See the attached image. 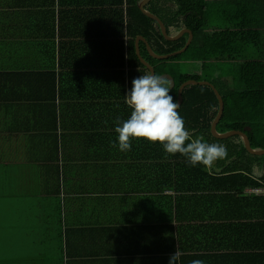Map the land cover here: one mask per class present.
<instances>
[{"label": "crops", "instance_id": "obj_1", "mask_svg": "<svg viewBox=\"0 0 264 264\" xmlns=\"http://www.w3.org/2000/svg\"><path fill=\"white\" fill-rule=\"evenodd\" d=\"M112 1L0 0L6 264H264V187L219 181L240 158L209 171L159 144L113 147L131 110Z\"/></svg>", "mask_w": 264, "mask_h": 264}, {"label": "trees", "instance_id": "obj_2", "mask_svg": "<svg viewBox=\"0 0 264 264\" xmlns=\"http://www.w3.org/2000/svg\"><path fill=\"white\" fill-rule=\"evenodd\" d=\"M141 1L114 0L110 4L117 17L115 27L120 26L125 39L124 68L128 71L121 73L123 93L130 90L134 78L150 73L136 55L137 37H143L160 56L180 51L188 40L187 34L176 41L165 40L158 24L140 12ZM145 10L163 22L168 36L174 37L183 29L193 34L183 53L165 60L152 58L145 44L139 43L140 55L154 69V75L173 78L172 89L164 80L175 102L183 83L209 82L224 104L217 133L243 132L253 150H264V0H151ZM215 64H232L233 68L215 77ZM218 109V100L209 86L192 85L184 88L177 111L193 136L202 135L208 143L222 144L227 148V157L240 158L223 164L219 179L223 190L241 192L264 187V155L249 154L239 136L217 139L212 135L211 125ZM253 199L264 205V197ZM258 248L264 252V244Z\"/></svg>", "mask_w": 264, "mask_h": 264}, {"label": "clouds", "instance_id": "obj_3", "mask_svg": "<svg viewBox=\"0 0 264 264\" xmlns=\"http://www.w3.org/2000/svg\"><path fill=\"white\" fill-rule=\"evenodd\" d=\"M124 97L131 113L114 128L117 140L113 147H118L120 152L131 151L133 141L159 144L168 155L179 154L190 166L209 171L218 161L227 158L226 146L208 143L202 135L193 136L185 127V121L177 111L178 104L170 95L168 82L161 76L139 75L132 80ZM178 259L179 253L175 252L169 258V264H177ZM191 264L205 262L197 259Z\"/></svg>", "mask_w": 264, "mask_h": 264}, {"label": "water", "instance_id": "obj_4", "mask_svg": "<svg viewBox=\"0 0 264 264\" xmlns=\"http://www.w3.org/2000/svg\"><path fill=\"white\" fill-rule=\"evenodd\" d=\"M151 0H142L139 4H138V8L140 10V12L145 15L146 17H148L149 19L155 21L160 29V32L162 34V36L164 37L165 40L167 41H176L178 39H180L184 34L188 35V40L185 44V46L183 47V49H181L180 51L168 54V55H157L153 52V50L151 49V47L149 46L148 42L141 36L137 37L135 40V52L136 55L138 57V60L140 61V63L142 65H144L151 74H154V69L147 63L145 62V60L141 57L140 55V49H139V43L143 42L146 46V50L148 52V54L157 60H165L168 58H171L173 56L179 55L181 53H183L191 44L192 40H193V34L191 31L187 30V29H183L182 31H180L176 36L174 37H170L168 36L167 32H166V28L163 24V22L155 15L149 13L148 11L145 10V6L148 2H150ZM163 79H166L169 81L170 83V88L172 89L174 87V81L173 78L170 75H162L161 76ZM192 85H205V86H209L215 93L216 98L218 100V104H219V109H218V113L216 115V118L214 119L212 125H211V133L212 135L217 138V139H225V138H229L231 136H239L243 142L244 148L246 149V151L251 154V155H255V156H263L264 155V150H253L250 146L249 140L247 138V136L245 135V133L243 132H239V131H231L225 134H218L216 131V126L219 123L220 119L222 118L223 115V111H224V104H223V100L220 96V94L218 93V91L214 88L213 85H211L209 82H196L193 80L187 81L185 83H183L179 89H178V93H177V104H178V109L182 103V92L184 90L185 87L187 86H192ZM177 109V110H178Z\"/></svg>", "mask_w": 264, "mask_h": 264}, {"label": "rangeland", "instance_id": "obj_5", "mask_svg": "<svg viewBox=\"0 0 264 264\" xmlns=\"http://www.w3.org/2000/svg\"><path fill=\"white\" fill-rule=\"evenodd\" d=\"M214 66H215L214 68L216 69V72L214 73L215 77L219 73L223 72L224 74V72L227 69L231 70L233 68L232 64H215ZM0 223L3 224L0 226V237L4 239V235L6 234L5 227H4L5 226L4 218L0 221ZM0 248H2V251L0 254V264H6V259H5V254H4L5 245L1 243Z\"/></svg>", "mask_w": 264, "mask_h": 264}]
</instances>
